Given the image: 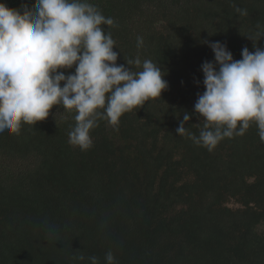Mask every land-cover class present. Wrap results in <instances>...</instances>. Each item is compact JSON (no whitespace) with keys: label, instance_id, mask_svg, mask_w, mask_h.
I'll return each mask as SVG.
<instances>
[{"label":"trees","instance_id":"1","mask_svg":"<svg viewBox=\"0 0 264 264\" xmlns=\"http://www.w3.org/2000/svg\"><path fill=\"white\" fill-rule=\"evenodd\" d=\"M86 2L114 21L101 28L115 41L116 63L141 71L151 60L168 88L117 126L99 120L88 150L69 144L77 112L62 105L18 134L0 132V264H91L92 256L106 264L109 251L115 264H264L257 124L212 151L175 131L185 112L188 132L198 137L203 127L194 104L205 90L201 65L214 61L204 41L226 44L235 60L244 47L255 51L249 36L264 48L256 37L264 0ZM136 58L140 67L126 64Z\"/></svg>","mask_w":264,"mask_h":264},{"label":"clouds","instance_id":"2","mask_svg":"<svg viewBox=\"0 0 264 264\" xmlns=\"http://www.w3.org/2000/svg\"><path fill=\"white\" fill-rule=\"evenodd\" d=\"M235 11L247 15L246 9ZM113 24L86 0H34L31 7L20 8L0 3V132L18 134L22 123L35 125L53 106L62 105L77 112L68 142L84 151L93 145L90 131L99 120L117 126L123 114L161 97L168 88L161 67L144 60L142 70L133 71L116 63L115 41L101 28ZM256 37L264 38V31ZM247 38L255 51L244 47L240 60L224 43L203 42L214 53V61L201 65L205 90L194 104L203 127L198 137L188 132L185 123L191 115L185 112L175 131L208 151L225 137L243 136L250 122L257 124L264 143V48L252 36ZM142 45L143 38L137 37V46ZM126 64L140 67L141 60ZM74 65V73L60 71ZM88 259L99 264L95 256ZM105 260L115 264L111 251Z\"/></svg>","mask_w":264,"mask_h":264}]
</instances>
